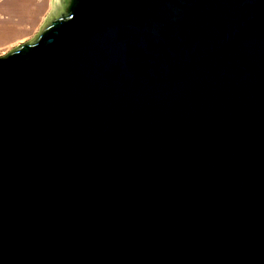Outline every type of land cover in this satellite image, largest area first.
Returning <instances> with one entry per match:
<instances>
[{
    "label": "water",
    "instance_id": "water-1",
    "mask_svg": "<svg viewBox=\"0 0 264 264\" xmlns=\"http://www.w3.org/2000/svg\"><path fill=\"white\" fill-rule=\"evenodd\" d=\"M0 56V264H264V0H52Z\"/></svg>",
    "mask_w": 264,
    "mask_h": 264
},
{
    "label": "rangeland",
    "instance_id": "rangeland-1",
    "mask_svg": "<svg viewBox=\"0 0 264 264\" xmlns=\"http://www.w3.org/2000/svg\"><path fill=\"white\" fill-rule=\"evenodd\" d=\"M52 0H0V56L31 41L45 24Z\"/></svg>",
    "mask_w": 264,
    "mask_h": 264
}]
</instances>
